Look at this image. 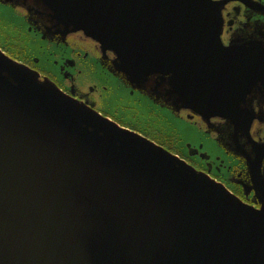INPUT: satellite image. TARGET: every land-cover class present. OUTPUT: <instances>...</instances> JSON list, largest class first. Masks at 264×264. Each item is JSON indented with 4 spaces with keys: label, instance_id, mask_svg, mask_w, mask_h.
Here are the masks:
<instances>
[{
    "label": "water",
    "instance_id": "water-1",
    "mask_svg": "<svg viewBox=\"0 0 264 264\" xmlns=\"http://www.w3.org/2000/svg\"><path fill=\"white\" fill-rule=\"evenodd\" d=\"M15 28L29 47L43 34L94 44L111 59L94 58V96L159 102L181 147L193 118L250 136L264 0H0V31ZM255 145L257 208L0 48V264H264Z\"/></svg>",
    "mask_w": 264,
    "mask_h": 264
},
{
    "label": "flooded vegetation",
    "instance_id": "flooded-vegetation-1",
    "mask_svg": "<svg viewBox=\"0 0 264 264\" xmlns=\"http://www.w3.org/2000/svg\"><path fill=\"white\" fill-rule=\"evenodd\" d=\"M25 12L28 15V12ZM25 12L20 11L21 14L27 16ZM25 19L26 22L32 24L30 18ZM35 27L38 29L37 26ZM41 28L42 25L39 26V29ZM5 31L13 33V38L18 40L6 39L3 33ZM0 32L4 37L0 48L9 57L40 73L66 94L74 95L75 98L88 103L95 111L125 128L130 130H132L131 127L137 128L138 124H135V120L143 119L145 123L141 127L144 130L152 131L163 137L164 146L162 147L174 151V154L185 159L196 170L208 174L245 204L258 207L260 196L252 182L249 161H258V147L255 144H264V92L262 90L254 91L248 97L255 121L251 125L250 136L247 140L238 128L235 130L226 122L204 123L193 118L191 125L196 129V133L193 131L194 136L191 143L184 148L180 146L178 132L160 113L163 107L159 102L152 103V100L144 102L141 99L137 102L138 98L128 101L112 100L109 98L111 90L108 88L107 90L102 88L100 94L102 97L94 96L96 85L93 77L96 67L94 58L101 57L98 56L95 45L83 40L81 35L69 36L62 40L58 35L43 34L40 31L43 38H35L32 47H29V35L21 29H2ZM62 41L66 47L61 43ZM38 54L40 57H36ZM110 60L109 57H106V60L101 58V62L106 67H109ZM127 116L133 122L124 123L117 119ZM159 122L164 125L162 126ZM169 127L173 129L172 133L175 134L173 137L166 135L165 128ZM258 174L259 183L261 180L264 183V157L260 169L258 168V171L254 173L255 176Z\"/></svg>",
    "mask_w": 264,
    "mask_h": 264
},
{
    "label": "trees",
    "instance_id": "trees-1",
    "mask_svg": "<svg viewBox=\"0 0 264 264\" xmlns=\"http://www.w3.org/2000/svg\"><path fill=\"white\" fill-rule=\"evenodd\" d=\"M6 32V31H5ZM14 34L11 32H7V35L5 34V38L10 40L12 38V40H16L17 38H13ZM18 40V39H17ZM135 124H138V127H131V129L141 135H143L144 137H147L148 139H150L151 141L155 142L156 144L160 145V146H164L163 142H162V138L160 137V135L155 134L152 131H147L144 130L143 127H141L145 122L144 121H140V120H135ZM166 148V147H165ZM169 150V149H168ZM172 153H175L174 151L169 150Z\"/></svg>",
    "mask_w": 264,
    "mask_h": 264
},
{
    "label": "rangeland",
    "instance_id": "rangeland-1",
    "mask_svg": "<svg viewBox=\"0 0 264 264\" xmlns=\"http://www.w3.org/2000/svg\"><path fill=\"white\" fill-rule=\"evenodd\" d=\"M117 119H119L121 122H124V123H131V122H133L131 120V118H129L128 116L127 117H123L122 119H120V118H117Z\"/></svg>",
    "mask_w": 264,
    "mask_h": 264
}]
</instances>
